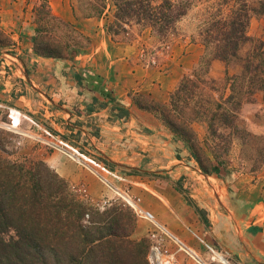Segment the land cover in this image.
Segmentation results:
<instances>
[{
  "label": "rangeland",
  "instance_id": "rangeland-1",
  "mask_svg": "<svg viewBox=\"0 0 264 264\" xmlns=\"http://www.w3.org/2000/svg\"><path fill=\"white\" fill-rule=\"evenodd\" d=\"M45 1L48 2L0 0V8L3 5L6 13L4 22H30V40L36 49L32 53L64 61L65 73L76 87L81 92L91 89L93 94H86L85 108L74 105L68 109L73 121L55 114L50 118L42 116L41 110L34 115H20L17 127H12L5 118L0 125V155L12 160L26 156L31 163H43L46 168L35 167L37 174L46 180L55 174L67 183L76 200L93 209L92 214L120 207L127 213L125 215H131L135 228L128 239L143 241L147 264L153 227L138 219L127 201L151 212L201 260L199 263L194 256L167 241L166 248L173 254L176 264L246 263L248 252L254 251V248L250 251L249 246L254 247L255 238L260 235L257 236L255 227L246 230L251 218L245 221L240 218L244 213L250 215L252 210V221L264 219V91L252 97L245 96L241 94L246 90L245 80L234 83L237 99L242 100L235 129L222 125L218 119L209 121L210 116L196 119V97L188 106L180 107L179 112L189 120L203 153L214 163L224 162L222 168L228 172L224 178L206 174L191 156V151L175 141L160 120L159 106L169 104L172 92L155 97L137 88H125L121 97L124 105L119 103L115 84L106 80L101 72L97 73L100 63L109 57L119 59L121 54L129 55L138 64L148 63L167 71V52L173 41L188 39L191 34L190 39L202 45L196 28L198 5L195 3L178 22L174 32L161 38L148 28L134 25L126 28V32L109 33L107 26L112 20L111 14L86 17L88 11L84 6L91 0H51L55 11L49 4L48 7L42 4ZM9 26L12 25L0 24V32L6 37L11 29ZM247 33L264 42V17L253 16ZM103 42H106L108 54L99 53L95 66V62L89 60L91 49ZM250 47L246 44L236 58L221 63L223 66L214 68L212 73L209 67L207 77L214 82L210 87L215 90L206 87L199 95L203 98L207 94L215 99L229 95L231 78L243 72ZM210 56L203 47L198 64L192 68L197 78L203 75L201 59ZM116 103L128 109V118H122ZM198 156L205 166L201 155ZM192 205L204 212L209 221L207 226L200 222ZM113 216L111 212L107 219ZM205 245L219 254L223 263Z\"/></svg>",
  "mask_w": 264,
  "mask_h": 264
},
{
  "label": "trees",
  "instance_id": "trees-1",
  "mask_svg": "<svg viewBox=\"0 0 264 264\" xmlns=\"http://www.w3.org/2000/svg\"><path fill=\"white\" fill-rule=\"evenodd\" d=\"M195 3L197 35L211 56L201 59L202 78H197L195 70L181 78L169 104L159 106V117L173 139L191 151L204 173L224 178L228 173L222 168L224 162L214 163L203 153L189 120L179 109L196 97V119L210 116L209 121L218 119L235 129L242 100L237 99L234 83L245 80L246 90L241 92L245 96L264 91V42L247 33L253 16L264 17V0H91L84 7L86 17L112 15L109 33L126 32L134 25L166 38ZM42 4L48 7L46 1ZM0 37V47L10 45L11 40L2 32ZM246 44L251 47L243 72L231 78L230 94L217 99L206 94L202 98L199 93L206 87L215 90L210 87L214 82L207 77L210 61L227 63ZM115 107L122 118L129 117L127 108L119 103ZM39 165L46 168L41 162L31 163L26 156L12 160L0 155V264H147L143 241L128 239L135 228L131 215H125L120 207L92 214L93 209L76 200L67 183L55 174L48 180L38 175L35 167ZM193 210L207 226L204 212L196 206ZM111 212L114 216L107 219Z\"/></svg>",
  "mask_w": 264,
  "mask_h": 264
},
{
  "label": "crops",
  "instance_id": "crops-1",
  "mask_svg": "<svg viewBox=\"0 0 264 264\" xmlns=\"http://www.w3.org/2000/svg\"><path fill=\"white\" fill-rule=\"evenodd\" d=\"M47 3L51 10L55 11L51 0H48ZM4 12L2 5L0 14H3V17L0 18V24L12 26H9L11 29L6 32L11 39L10 45L0 48V125L3 124L5 118L11 122V125L13 124L12 127L19 125L20 116L19 121H15L12 116L13 110L19 115H34L41 110L42 116L50 118L55 114L60 115L62 119L73 121V116L68 109L74 105L78 108H85L86 94L91 95L93 91L87 88L86 92H81L78 86L76 87L69 75L65 73L64 61H54L34 55L32 50L35 49L30 40L32 36L30 22L26 20L24 22L18 20V23L12 21L11 24L4 22L6 15ZM190 37H192L191 34L188 39L173 41L170 44L167 52L169 61L167 71L153 68L148 63L138 64L129 55L127 57L126 54H121L122 57L119 59L109 57L100 63L97 66V69H100L97 73L101 72L106 80L115 84L114 90L120 97L119 103L124 105L125 100H121V97L125 88H137L138 91L152 93L156 95L155 97L169 95L177 87L180 78L191 72L192 68L198 64L203 54L202 45L191 40ZM105 48L106 42H103L91 49L93 53L89 60L92 59L95 66L96 63L98 64L96 56L99 53L101 55H104L105 52L108 54ZM221 63L223 62L219 60H211L209 72L212 73L214 68L223 66L224 63ZM6 65H9V68H5ZM97 79L100 80V78ZM105 79L101 82H104ZM48 104L54 107H49ZM251 213L250 215L244 213L240 220L252 219L253 214ZM251 219L249 222L247 221L246 230L255 227L257 236H260L255 238L257 243L253 245L254 247L249 246L250 251L252 248L254 251L248 252L250 256L244 264H264V219L262 221L260 219L252 221ZM260 243L263 245L260 246ZM252 257L254 261L251 260Z\"/></svg>",
  "mask_w": 264,
  "mask_h": 264
},
{
  "label": "built area",
  "instance_id": "built-area-1",
  "mask_svg": "<svg viewBox=\"0 0 264 264\" xmlns=\"http://www.w3.org/2000/svg\"><path fill=\"white\" fill-rule=\"evenodd\" d=\"M5 68H9V65H6ZM127 204L138 219L146 221L153 227L149 235L151 246L147 255L148 264H176L173 259V254L166 248L167 241L172 242L177 246L178 250L189 255L187 250L190 249L176 238L164 225L160 224L151 212L143 210L132 201H127ZM205 247L210 253L215 254L209 246L205 245ZM198 262L200 263V261Z\"/></svg>",
  "mask_w": 264,
  "mask_h": 264
},
{
  "label": "bare ground",
  "instance_id": "bare-ground-1",
  "mask_svg": "<svg viewBox=\"0 0 264 264\" xmlns=\"http://www.w3.org/2000/svg\"><path fill=\"white\" fill-rule=\"evenodd\" d=\"M12 116H13V118H14V120L15 121H19V113L18 112H16V111H12ZM188 252H189V255L191 254L192 256H194V258H196L198 261H200L201 262V260L198 258V256H196L191 250H187ZM214 256L217 258V259H220V261L223 263V261H222V259L223 258H221L220 256H219V254H217V253H215L214 254ZM201 264H204V263H201ZM224 264V263H223ZM228 264V263H227Z\"/></svg>",
  "mask_w": 264,
  "mask_h": 264
}]
</instances>
